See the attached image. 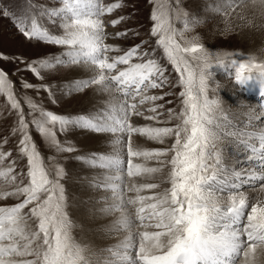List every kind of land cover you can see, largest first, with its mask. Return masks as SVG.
I'll list each match as a JSON object with an SVG mask.
<instances>
[{
	"label": "snow or ice",
	"instance_id": "snow-or-ice-1",
	"mask_svg": "<svg viewBox=\"0 0 264 264\" xmlns=\"http://www.w3.org/2000/svg\"><path fill=\"white\" fill-rule=\"evenodd\" d=\"M27 2L28 15L7 9L2 15L27 40L61 51L34 59L0 53V61L17 65L11 74L0 67V101L7 115H16L10 135H19L16 150L25 161L17 171V159L5 150L9 139L0 137V264H94V258L95 264H256L258 252L264 253V61L209 49L189 35L204 20L189 16L182 0H150L149 39L131 45L109 42L139 36L131 28L108 31L131 18H109L126 7L125 0H56L47 9ZM248 3L264 7V0H217L212 6L218 13L227 9L222 35L232 31L227 18L233 12L244 20L238 10ZM45 17L59 33L40 23ZM60 69L91 74L53 91L50 81ZM217 69L233 79L238 92L258 87L260 110L241 99L234 107L247 112L226 111L214 79ZM93 87L108 99L87 114H58L28 95L46 92L55 105L57 93L70 96ZM164 87L179 91L153 94ZM169 95L179 99V111L165 107L173 103L165 100ZM77 130L105 137L110 148L73 158L100 170L89 187L107 193L93 205L95 231L121 237L98 250L74 236L68 173L56 158L78 151L74 142L61 139ZM225 140L243 149L242 159L226 161L220 146ZM140 141L168 146L145 147ZM41 145L56 156H46ZM165 169L159 183L150 182Z\"/></svg>",
	"mask_w": 264,
	"mask_h": 264
},
{
	"label": "rangeland",
	"instance_id": "rangeland-1",
	"mask_svg": "<svg viewBox=\"0 0 264 264\" xmlns=\"http://www.w3.org/2000/svg\"><path fill=\"white\" fill-rule=\"evenodd\" d=\"M213 0H182V7L189 13V16L197 15L199 14L200 18L204 20V23L196 25L192 32L189 33V35H197L200 37V42L204 43L209 49L212 50H228V51H238L242 54V56H248V55H256L258 61H264V46L262 47H252L250 45H246L243 43V39H241L238 34L236 33V24H230L229 21L233 19L237 14L235 12L232 13L230 17L227 18V25L231 26L232 31L228 33H223L224 28L226 27L225 22V15H224V9L221 12H215L213 8H210V3ZM105 2H110V0H105ZM32 3L39 6L40 8H50L56 6V0H32ZM126 7L119 10L118 12H114L111 14V17L109 18H117L120 15L124 14H131V18L126 21V23L121 24L119 28H112L109 27V32H114L117 30H122L123 28H131L135 31L139 32V36H137L135 39H130L126 41H109V42H115V43H125V44H139L142 40H148L149 39V30L152 27V21L150 20V14L153 8V4L150 2V0H125ZM250 4V3H248ZM247 4V5H248ZM243 7L242 9H239L240 15L244 16V20H241L243 22L248 20H253L259 24V28L264 25V7L259 6L255 11L246 12L244 14V9L247 7ZM7 9L11 13L17 15V16H26L31 11L28 5L27 0H0V53L3 55L11 58L15 56H23L27 59H34L40 56H43L45 54H59L61 49L57 46L52 45H45V44H37L35 41H29L27 40L17 29L15 24L13 23V20L11 17L5 18L2 15V10ZM207 9V10H206ZM242 12V13H241ZM47 22V23H46ZM41 24H46V26L49 27L50 31L54 33H59V29L52 26V22L45 17L44 19L40 20ZM178 26H180L178 24ZM154 39L152 38V42L154 43ZM246 46V47H245ZM20 67H23V65H19ZM0 67H3L6 71H8L10 74L15 70L17 65L10 63L8 61H0ZM168 71L172 72L171 66H168ZM75 71H69L67 69H60L57 73L54 74L53 78L51 79V84L53 85V91L56 90V88L63 86L70 82L71 79L78 78L76 76H73ZM167 74V73H166ZM21 76H28L29 80L36 84L37 81L33 79L31 75L25 72L20 73ZM173 77L175 76V73H172ZM14 81H16V76L11 77ZM86 78V77H85ZM214 79L219 82L221 85V90L219 91V95L222 97V106L226 111H229L230 113L234 111V103H232L231 98L226 92L225 89L228 88H234L235 86L233 84V79L228 76V74L220 69L216 70V74ZM215 86V85H213ZM17 93H20V85L17 81L16 85ZM224 87V88H223ZM228 87V88H227ZM95 87L91 89H87L84 92L76 93L70 96H63L57 93L59 96L58 103L55 105H52L49 102V98L47 96L46 92H40L39 94L28 90V95L34 97L37 102H40V100H43L45 103V106L47 108L52 109L54 112L58 114H64V115H76V114H87L89 111L98 109L103 106L101 104L102 101H100L99 105L93 106L92 103L90 104L92 91ZM256 87H253V89L250 90V93H241L238 92L237 89L236 95L237 99L240 101L241 99H244L248 101L252 106L256 107V111L258 112L260 109L258 105L260 104L261 97H259L258 94H256L255 89ZM169 91H175L178 92L179 89H170L169 87H164L161 90H154L153 94L156 95H162L163 93L169 92ZM249 92V91H248ZM211 95V93H210ZM229 96V97H228ZM235 97V96H234ZM165 100H172L173 103L171 105H165V107H173L176 108L177 111H179V104L180 101L177 99L174 95H169L165 97ZM229 101V102H228ZM157 103H165V101H157ZM233 106V107H230ZM147 107V105L145 106ZM0 109L3 110L4 115L0 116V137H8L9 143L6 145L5 150H11L12 151V158L17 159V171H19L25 164L24 160H20L18 158L17 150H16V144L19 140V135L11 136L10 135V128L13 125V122L16 120L15 113H12L11 115H7L8 109L4 107V104L2 101H0ZM25 112H27V108L25 107ZM6 116V118H5ZM162 120L167 119V116L161 117ZM142 122V121H141ZM172 124L176 123V121H172ZM162 126H171V125H162ZM89 132H83V131H73L70 132L67 137H61L62 140L66 139L71 142H74L76 147L78 148L77 152L74 153H64L60 156H56L54 152H49L46 147L41 145L42 151L46 156H56L57 159L61 160V162L64 164V167L66 168V171L68 173L65 183V189H66V195L68 197V203H69V211L70 215L73 219V221L77 224V228L74 230V236L76 237L77 241L81 244L89 245L90 237L89 234H85L82 230L83 224L81 223V220L75 216L74 209L76 207V202L85 201L88 205L95 204L97 199L102 195H107V193L103 192L102 190H97L95 188H86V189H78L76 191L73 190L72 187V180H75L76 182L77 177L83 178L84 175H91L97 177V173L100 172V170L96 169H89L87 166L83 165L80 162L75 161L73 158L77 155L82 154H88L90 152H106L110 151L108 150L107 144H100L97 145L98 147H94L93 144L90 143L92 140H90L87 135ZM93 136H98L93 133ZM37 142L40 143V138L36 137ZM102 139V138H101ZM148 145H144L145 147H167L168 145H156L152 143H147ZM232 148L235 150H230L229 152H226V161L228 163H232L233 160L242 159L244 156V151L242 148H238L236 145L230 143ZM89 146V149H87ZM223 146V145H222ZM221 146V147H222ZM228 146V143H227ZM93 149V150H91ZM107 149V150H106ZM233 152V153H232ZM149 166H155L154 162H150ZM239 166V165H238ZM91 171V172H89ZM96 172V173H95ZM84 173V174H83ZM95 174V175H94ZM167 175V169H165L163 175H157L155 180L150 182H157L159 183L165 176ZM149 182V181H146ZM168 187V185L162 184L161 188L156 189L154 191H162L163 188ZM73 190V192H72ZM92 201V202H90ZM14 201L9 200L8 203H13ZM75 204V205H74ZM91 208V207H89ZM82 230V231H81ZM107 256V255H102ZM94 264H95V258H94Z\"/></svg>",
	"mask_w": 264,
	"mask_h": 264
},
{
	"label": "bare ground",
	"instance_id": "bare-ground-1",
	"mask_svg": "<svg viewBox=\"0 0 264 264\" xmlns=\"http://www.w3.org/2000/svg\"><path fill=\"white\" fill-rule=\"evenodd\" d=\"M216 3H217V0H213L210 3V8H212V6H214V5H216ZM259 6L260 5H258V4H252V3L248 4L247 7L244 9V14H246V12L249 13L251 11H255ZM224 11H227V10H224ZM248 21L243 22L237 16H235L233 19H231L229 21V23L233 24V25L236 24V26H237L236 33L238 34V36L241 39H243V43H245L246 45H250L253 48L257 47V46L263 47L264 46V25H263V28L262 27L259 28L258 27L259 24L255 21L251 20L253 22L252 26H248ZM90 74L91 73H87V72H84L83 70H80V71H75L73 76H76L78 78H85ZM78 78H74V79H78ZM71 80H73V79H71ZM235 89L234 88L226 89V92H228L227 94L231 97L229 99L232 100V103H234V105H236L239 102V100L236 98L237 95H236ZM251 89H253V88H251ZM250 90H249V92L247 91L245 93L249 94ZM254 90L256 91L255 93H257V94L259 93L258 87H256ZM90 98H91L90 104L92 103L93 106H96V105L100 104V101H102L101 104H103V102L108 99V95L106 93L98 92L94 88L92 91V96ZM247 111H248L247 108H236L235 107L234 111H232L231 113H244ZM87 137L90 140H92L90 143H93V144H88V145H93L95 148L98 147L97 145L107 144L106 139L103 136H99V135L93 136L92 134L88 133ZM140 142L143 144V146L148 145L147 143H144L143 141H140ZM227 143H228V146H227ZM230 143H231L230 140H225L220 146L223 145L222 147L226 148V152H229L230 150H235V149H233L234 147L232 148ZM87 147H88L87 149H89V146H87ZM107 149L110 150L109 147ZM91 150H93V149H91ZM89 172H91V171H89ZM91 175L85 174L83 178L77 177V180H78L77 182L75 180H72L71 183H72L73 190L76 191V190L81 188L83 191V189L90 188L89 187L90 182L93 180V178H96L95 174H94L95 175L94 177ZM98 175H99V173H97V177H98ZM142 182H146V181H142ZM73 190H72V192H73ZM225 199H226V197H225ZM90 202H92V201H90ZM76 204L77 205L74 209L75 216H77L81 220V223L83 224L82 230L84 231V233L87 235L89 234L90 242H87V243H89V246L91 248L98 250L100 248H104V247H107L111 244H115L118 242V240L121 238L120 236H117V235L101 236V235L97 234V232L95 231V225H96L97 221H95L93 219V216H92L93 205H95V204L90 203V205H88L87 203H85V201L82 202L80 200L78 202H76ZM89 207H91V208H89ZM103 254L108 255L107 253H102L101 255H103ZM256 264H264V253L258 252Z\"/></svg>",
	"mask_w": 264,
	"mask_h": 264
}]
</instances>
